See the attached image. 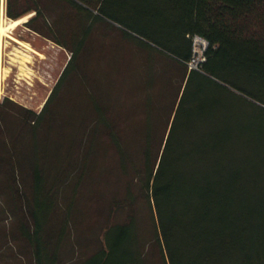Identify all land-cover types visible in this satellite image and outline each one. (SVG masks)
<instances>
[{
  "label": "rangeland",
  "instance_id": "1",
  "mask_svg": "<svg viewBox=\"0 0 264 264\" xmlns=\"http://www.w3.org/2000/svg\"><path fill=\"white\" fill-rule=\"evenodd\" d=\"M8 1L0 0V22L2 13L6 21L14 19L7 14ZM11 1L15 12L31 13L10 31L16 39L0 37V225L18 234L21 264H38L36 217L44 264H82L105 247L108 228L131 217L141 264H165L148 202L144 152L150 150L152 164L161 154L187 74L176 61L184 42L170 5L166 0H101L97 7L95 0ZM35 5L40 14L28 12ZM257 29L264 36V24ZM72 50L73 63L38 122ZM213 78L241 96L235 109L234 103L222 109L240 122L250 120L264 139L259 109L264 81L249 84L226 71ZM100 105L110 117L107 131L99 122ZM90 120L96 121L93 128ZM148 129L152 136H139ZM22 224L33 233L32 245L21 234Z\"/></svg>",
  "mask_w": 264,
  "mask_h": 264
},
{
  "label": "trees",
  "instance_id": "2",
  "mask_svg": "<svg viewBox=\"0 0 264 264\" xmlns=\"http://www.w3.org/2000/svg\"><path fill=\"white\" fill-rule=\"evenodd\" d=\"M95 1L99 6L101 0ZM166 1L184 42L176 61L186 66L187 74L161 154L152 164L150 150L144 152L148 202L164 262L264 264V139L250 120L240 122L222 109L241 96L213 78L226 71L249 84L264 81V36L257 29V24H264V0ZM12 6L9 0L7 14L14 19L23 17ZM29 11L40 14V7L35 5ZM195 34L207 38L210 45L200 69L189 70L186 61L192 55ZM74 55L72 50L57 85L36 116L38 122L46 115ZM104 106H97V111L101 128L107 131L111 122ZM259 109L264 116V108ZM90 122L89 126L96 121ZM148 130L139 136L148 139L152 136ZM91 136L94 139L89 143L95 147V135ZM110 137L117 142L116 134L112 132ZM86 149L84 155L89 157L92 148ZM18 168L24 183L22 167ZM35 226V256L38 264H44L46 247H41L42 225L37 217ZM21 228L32 245L33 233L24 224ZM135 228L133 217L108 228L105 247L82 264H141L134 249Z\"/></svg>",
  "mask_w": 264,
  "mask_h": 264
},
{
  "label": "crops",
  "instance_id": "3",
  "mask_svg": "<svg viewBox=\"0 0 264 264\" xmlns=\"http://www.w3.org/2000/svg\"><path fill=\"white\" fill-rule=\"evenodd\" d=\"M0 213H2L1 205H0ZM5 230H6L5 227H2L0 225V264H21L19 259L20 255L18 251L19 250L18 247L20 246L19 244L20 240L18 234H13L12 232L11 234H9L7 230L6 231ZM13 235H15V238ZM8 244L11 245L10 249H8L7 247ZM5 249L10 250V252H8Z\"/></svg>",
  "mask_w": 264,
  "mask_h": 264
},
{
  "label": "built area",
  "instance_id": "4",
  "mask_svg": "<svg viewBox=\"0 0 264 264\" xmlns=\"http://www.w3.org/2000/svg\"><path fill=\"white\" fill-rule=\"evenodd\" d=\"M6 0H1L3 4ZM192 39V55L188 61H186L187 67L191 69H200L202 63L206 60V52L210 45V42L204 36L195 34Z\"/></svg>",
  "mask_w": 264,
  "mask_h": 264
},
{
  "label": "bare ground",
  "instance_id": "5",
  "mask_svg": "<svg viewBox=\"0 0 264 264\" xmlns=\"http://www.w3.org/2000/svg\"><path fill=\"white\" fill-rule=\"evenodd\" d=\"M4 11V10H3ZM2 18H1V22H0V37L2 36H8V37H12L14 39H16L15 37H13L11 34H10V31L12 29H16L19 25H21L23 22L27 21L28 17L31 15L28 14V15H25L23 17H20L18 19H11L9 21H6L5 18H4V13H2ZM29 60H27L28 62Z\"/></svg>",
  "mask_w": 264,
  "mask_h": 264
}]
</instances>
